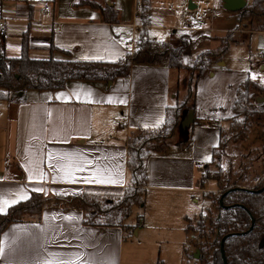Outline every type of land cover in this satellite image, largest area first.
I'll return each instance as SVG.
<instances>
[{
  "label": "crops",
  "instance_id": "1",
  "mask_svg": "<svg viewBox=\"0 0 264 264\" xmlns=\"http://www.w3.org/2000/svg\"><path fill=\"white\" fill-rule=\"evenodd\" d=\"M184 1L148 0L151 39L158 40L150 35L153 29L162 30L159 40L171 44L182 35L192 37L194 32L209 30L210 35L195 36L194 42L204 44L205 36L214 37L219 32L226 34L233 30L224 25L198 26L187 18L189 11L199 5L216 6L218 2L225 10L232 11L225 8L223 0H187V11L182 8ZM246 1L247 5L252 2ZM98 2L101 7L114 6L119 22H106L101 10L79 6L78 0L65 11L56 9L49 0H0V18L8 20V29L15 35L12 39H3L0 35V48L7 57L21 56L23 37L27 34L28 54L36 59L113 62L134 52L142 19L128 20L129 12L119 0ZM45 3L52 5L51 21H44L40 11ZM252 31L255 30L236 29V33L243 34ZM208 41L213 43V48L198 49L193 63L201 52L219 47L218 41ZM260 68L264 70V65ZM181 72L166 64L134 65L128 75L110 82L71 80L62 89H26L12 92L8 100L0 99V194L4 199H18V193L29 197L34 188L44 189L45 196L81 192L123 194L130 185L128 142L131 133L165 122L168 106L178 100ZM248 77L251 78V71L232 67L226 56L211 65L198 79L192 109L185 115L188 118L192 112L193 119L189 118V125L179 126L183 132L188 129V142L170 145L167 152L151 154L146 160L149 181L145 195H150L154 206L178 216L181 221L173 224L174 229L186 233L187 217H190L188 205L218 190L215 180H207L204 188L200 185L203 168L221 143V128L233 115L237 90ZM256 82L262 90L255 98L263 104L264 80ZM49 154L57 159L72 154L85 162V170L74 172L76 182H69L66 177L61 179L65 174L59 168L49 167L56 162ZM60 163L67 161L60 160ZM105 168L110 170L105 175H111L116 182H84L83 178ZM142 231L136 229L135 235L129 237L122 226L87 225L81 211L51 205L43 209L41 221L14 222L6 227L0 237V248L4 250L0 264H67L69 260L75 264H156L161 259L165 261L161 258L162 249L156 245L158 242L149 248L141 243L138 245L142 247H137L134 242H141L138 237ZM186 235L181 240L184 246ZM78 253L79 260L76 259Z\"/></svg>",
  "mask_w": 264,
  "mask_h": 264
},
{
  "label": "trees",
  "instance_id": "2",
  "mask_svg": "<svg viewBox=\"0 0 264 264\" xmlns=\"http://www.w3.org/2000/svg\"><path fill=\"white\" fill-rule=\"evenodd\" d=\"M142 4V27L139 31L136 49L117 61L32 58L28 54L27 34L23 37L21 56L7 57L0 48V99L8 100L12 92L26 89H62L71 80L110 82L117 77L128 75L134 65L166 64L178 70L186 68L183 66L182 56L189 48V36L182 35L179 45L151 39L149 37L151 18L148 0H142ZM77 5H88L101 10L106 22L111 24L119 22L118 12L114 6L101 7L94 1L82 2V0ZM239 12L241 19L249 18L252 30L264 31V0H252ZM227 36L218 48L203 51L197 57L192 68L197 71L194 76V90H196L198 79L207 72L210 66L222 61L225 57L230 43L234 41L230 34ZM252 87L262 90L258 82L248 77L237 90L232 123L233 131L238 135L245 133L254 122V118L261 120L264 124V103L260 108H254L251 105L250 89ZM193 94L195 95L194 91ZM188 111L189 106L176 102L168 106L166 120L161 126L139 128L131 133L128 142L130 185L123 194L81 192L45 196L42 192L33 191L27 199L10 206L5 213H0V237L11 223L41 221L43 209L51 205L81 211L84 224L122 226L129 231L130 226L125 221L135 206L145 205V192L149 181L146 160L151 154L167 152L170 146L167 140L180 126L181 118ZM221 133V143L214 150L212 160L205 164L200 181L203 188L207 180L217 182L218 190L208 192L209 195L222 189L218 198V215L213 219L212 210L208 209L207 213L201 212L198 215L197 222L192 217H187L188 224L185 228L187 243L195 245L200 253L197 262L193 264H225L221 252V242L224 237H226L224 253L227 264H264V189L260 190L264 187V182L261 181L255 189L240 187L224 189L222 187L223 168L213 170L210 167L213 164L215 153L224 143L225 129L221 128ZM187 142L188 139L180 142L179 145ZM261 151L264 162V145ZM219 170L221 173L218 172ZM208 219L210 226L206 223ZM228 234L230 236H227ZM184 251L188 257H194L189 247L185 246ZM156 264L166 263L161 259Z\"/></svg>",
  "mask_w": 264,
  "mask_h": 264
},
{
  "label": "rangeland",
  "instance_id": "3",
  "mask_svg": "<svg viewBox=\"0 0 264 264\" xmlns=\"http://www.w3.org/2000/svg\"><path fill=\"white\" fill-rule=\"evenodd\" d=\"M77 0H49L52 4L54 3L56 9L60 11H65L71 9L72 3ZM81 0H78V2ZM94 1L99 4L98 1L103 2L104 0H82V2ZM109 3V2H108ZM119 3L128 10L129 16L128 20H133L135 6L133 5V0H119ZM131 15V17H130ZM240 12L237 11H228L222 8L220 2L215 6L209 4L207 6L199 5L198 8L192 9L189 11L187 18L190 19L194 24L202 27H211V25L217 26H227L230 30L228 33L223 34L219 32L215 34L214 37L205 36L204 44L199 42H194L196 40L195 36L200 35L201 33H206L207 35L211 34V31L208 32H192L188 31L189 34L193 33V36L190 37V48L188 49V54L186 55L183 63V66L186 68L180 69L183 70L179 77L178 83V94H177V103H185L189 106V110L192 109L191 104L193 102V91L194 88V76L196 75V70H192L195 62L194 53L202 48H211L213 43H209L208 40L218 41L219 45L221 41L225 39V36L230 34L231 38L234 39L230 43V48L228 49V54L226 53L227 62L232 67H242L251 71V78L256 77V81L262 82L264 80V70L260 67L264 65L263 59L260 54L264 53V31H252L247 34L236 33V29L241 31L250 30L252 28L249 18H242ZM212 21V23H211ZM252 30V29H251ZM160 31L153 29L150 31L152 37H161ZM181 33V31L179 32ZM10 38L12 39L15 35L9 31ZM179 35V34H178ZM222 35V36H217ZM234 35V36H233ZM228 37V36H227ZM226 37V38H227ZM166 39V38H165ZM193 40V43H192ZM159 41H164L160 39ZM174 45L180 44V38L174 39L172 42ZM212 44V45H211ZM201 50V49H200ZM191 55V56H190ZM192 57V58H189ZM261 62V63H260ZM193 81V82H191ZM193 90V91H192ZM260 90L252 87L251 92V105L254 108H260L261 103L259 104L256 101L255 95H259ZM188 113V112H187ZM186 113V114H187ZM185 114V115H186ZM181 118L182 121L186 116ZM234 115V112H233ZM231 115L227 118V123L225 124V138L222 146L215 153V158L213 164L210 166L211 169L223 168V173L219 170L218 172L222 174L221 182L222 187L226 188H236V187H245L248 189H255L261 181L264 182V162L261 148L264 145V124L261 120L254 118L251 126L243 134H237L233 131V123ZM231 118V119H230ZM234 118V117H233ZM235 123V122H234ZM190 135L188 129L186 132H183L181 128L177 127L174 134L167 140L170 145H175L186 139ZM216 184V183H215ZM213 186V183L209 185ZM222 193V189L215 193H206L204 197H200V200H193L194 203L188 205L189 216L197 222L198 215L201 212L207 213L208 209L212 210L213 219L218 215V198ZM152 198L150 195H145V206H136L133 208L131 215L125 221L127 225L130 226L129 232L127 234L130 236L135 235L136 229H143L140 236L138 237L141 242L136 243L137 247H142L138 245L141 243L144 248H149L156 245L162 249L164 254L161 258L165 259L166 264H193L197 262V258L200 257L198 248L195 245H189L185 243L186 247L190 248V251L194 257H188L185 251L182 249L181 240H184L185 232L181 229H174L176 225L181 221L178 219V216H175L174 212L162 207H157L151 202ZM208 207V208H207ZM153 211V213H152ZM177 215V214H176ZM145 222H148L145 224ZM207 225L210 226V220H207ZM145 224V225H144ZM144 225V226H143ZM180 231V233H178ZM187 238V235H186ZM184 246V244H183ZM184 246V248H185ZM196 253L198 257L196 256ZM196 258V259H195ZM149 260L151 259L148 256Z\"/></svg>",
  "mask_w": 264,
  "mask_h": 264
},
{
  "label": "snow or ice",
  "instance_id": "4",
  "mask_svg": "<svg viewBox=\"0 0 264 264\" xmlns=\"http://www.w3.org/2000/svg\"><path fill=\"white\" fill-rule=\"evenodd\" d=\"M252 79H256L255 76L252 77ZM111 102V101H109ZM49 158L55 160L56 162L53 164H50L49 167H52L53 170H56L59 168L61 172H64L65 176L61 177V179H64L65 177L68 179L69 182H76L77 177L74 175V172L77 171H84L85 170V162L81 161L78 157H74L72 154H64L62 157L57 159L53 154H49ZM60 160L67 161V163H60ZM86 163L90 164L91 161H87ZM110 170L105 168L103 170L97 169L96 174H93L90 177H85L84 182L87 183H114L116 182L114 178L111 175H105L106 172H109ZM40 176H43V173H39ZM31 179V177H30ZM42 182V180H41ZM32 191H38L42 192L44 189L41 188H34ZM18 199H4L3 195L0 194V213H5L7 208L11 205H14L19 202V200L27 199V195L23 193L17 194ZM66 219H73V217H66ZM4 254L3 248H0V255ZM76 259H81L80 254L78 253L76 255ZM67 264H75L73 260H69Z\"/></svg>",
  "mask_w": 264,
  "mask_h": 264
},
{
  "label": "built area",
  "instance_id": "5",
  "mask_svg": "<svg viewBox=\"0 0 264 264\" xmlns=\"http://www.w3.org/2000/svg\"><path fill=\"white\" fill-rule=\"evenodd\" d=\"M135 12L134 18L135 20H140L141 13H142V0H134ZM182 8L184 11H187L189 6L187 0L182 3ZM40 11L44 14V21H51V16L53 12L52 5L50 3H45L41 8ZM134 26H137L134 24ZM0 35L3 39H7L10 37L9 29H8V20L5 18H0ZM264 63V53L261 54Z\"/></svg>",
  "mask_w": 264,
  "mask_h": 264
},
{
  "label": "water",
  "instance_id": "6",
  "mask_svg": "<svg viewBox=\"0 0 264 264\" xmlns=\"http://www.w3.org/2000/svg\"><path fill=\"white\" fill-rule=\"evenodd\" d=\"M223 1H224L225 8H227L229 10H232V11L242 10L247 5V1L246 0H223ZM189 118H191V120L193 119V113L192 112L189 113V117L188 118H185L182 121L183 127L189 125V123H190ZM240 188H245V187H240ZM263 189H264V187L261 188L260 190H263ZM221 202H222V199H221ZM227 236H230V234H228ZM225 238L226 237H224L222 239V242H221V252L223 254L224 262H225V264H227V262L225 260V253H224V241H225ZM198 255H199V253H198ZM196 257H198V256H196Z\"/></svg>",
  "mask_w": 264,
  "mask_h": 264
}]
</instances>
